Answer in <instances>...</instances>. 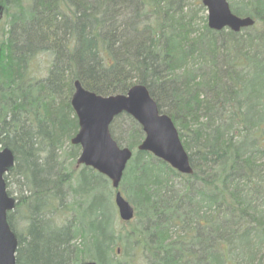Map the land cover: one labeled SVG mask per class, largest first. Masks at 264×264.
Instances as JSON below:
<instances>
[{"label":"trees","instance_id":"obj_1","mask_svg":"<svg viewBox=\"0 0 264 264\" xmlns=\"http://www.w3.org/2000/svg\"><path fill=\"white\" fill-rule=\"evenodd\" d=\"M201 0H0V149L15 202V264H258L264 257V0L231 9L254 26L210 31ZM191 2V3H190ZM49 59L44 78L34 75ZM97 96L143 86L177 130L192 169L150 154L128 116L109 133L132 151L119 191L75 168L73 83ZM13 188L15 191H12ZM13 194L16 197H11ZM120 250V257L114 256Z\"/></svg>","mask_w":264,"mask_h":264},{"label":"water","instance_id":"obj_2","mask_svg":"<svg viewBox=\"0 0 264 264\" xmlns=\"http://www.w3.org/2000/svg\"><path fill=\"white\" fill-rule=\"evenodd\" d=\"M201 5L206 10V25L211 31L220 32L227 29L232 33H239L254 24L248 17L234 16L230 12L227 0H201ZM73 87L70 106L77 120L78 132L70 144L80 148L76 168L84 166L92 169L110 182L111 188L117 191L113 197V204L121 222L128 223L134 216L132 207L118 191L132 152L126 148H118L110 137L109 126L115 117L126 114L141 128L144 139L137 147L138 152L151 154L183 176L192 174L188 157L171 120L159 114L144 87L133 86L124 96L107 98L83 90L78 82H75ZM12 166L11 153L6 149L1 150L0 264H15L16 241L6 223V213L13 209L14 201L7 196L3 182V175Z\"/></svg>","mask_w":264,"mask_h":264},{"label":"rangeland","instance_id":"obj_3","mask_svg":"<svg viewBox=\"0 0 264 264\" xmlns=\"http://www.w3.org/2000/svg\"><path fill=\"white\" fill-rule=\"evenodd\" d=\"M236 1L238 0H228V4L230 6V8H232V5L234 6L236 4ZM191 3V2H190ZM49 58L46 57V56H39L37 57V59L34 61V64H33V70H34V75L35 77L37 78H44L45 75H46V68L48 66V60ZM81 168V167H80ZM78 168V169H80ZM12 191H15L13 188H11ZM11 197H16L15 194H13ZM113 200V198H112ZM113 202V201H112ZM115 209V208H114ZM114 213H115V219H116V224L118 226H121L123 225V223H121L118 218H117V213H116V210H114ZM15 238V237H14ZM114 256L115 257H119L121 258L119 255H120V250L119 249H114ZM125 260L126 263L128 264H145L144 262V258L141 254H138L136 253L131 260H128V259H123V261ZM258 264H264V257H261L258 259Z\"/></svg>","mask_w":264,"mask_h":264},{"label":"bare ground","instance_id":"obj_4","mask_svg":"<svg viewBox=\"0 0 264 264\" xmlns=\"http://www.w3.org/2000/svg\"><path fill=\"white\" fill-rule=\"evenodd\" d=\"M186 153V152H185ZM187 155V154H186ZM188 157V156H187Z\"/></svg>","mask_w":264,"mask_h":264}]
</instances>
